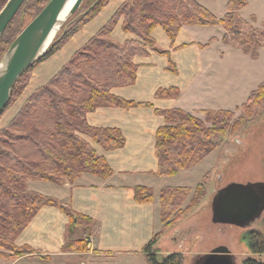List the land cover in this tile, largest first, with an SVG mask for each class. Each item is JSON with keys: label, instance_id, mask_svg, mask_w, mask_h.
Segmentation results:
<instances>
[{"label": "trees", "instance_id": "trees-1", "mask_svg": "<svg viewBox=\"0 0 264 264\" xmlns=\"http://www.w3.org/2000/svg\"><path fill=\"white\" fill-rule=\"evenodd\" d=\"M7 0H0V10ZM49 0H25L0 36V61L15 37L42 10ZM109 0H97L94 7L71 25L62 27L45 54L25 70L14 83L8 103L0 115L17 99L28 85L33 67L51 57L62 45L93 19ZM247 0H228L226 12L217 18L196 0H124L113 16L46 84L34 91L25 101L15 118L0 131V257L14 260L22 256L38 255L29 246H16L15 238L43 206H57L69 218L68 232L72 234L82 220L92 219L79 214L55 198L27 189L28 180L49 181L56 185L74 183L83 173L101 179L112 174L106 160L96 154L85 139L100 144L105 150L120 148L125 138L118 128L90 126L86 114L101 106L130 107L141 105L112 94V89L131 85L136 80V57H145L149 51L164 54L169 69L176 72L169 51L158 49L152 31L161 27L171 43L184 25H220L224 29L222 41L257 56L256 47H264V32L245 20L239 10ZM20 16H28L25 24L6 37L9 27ZM121 21L125 33L134 39L118 43L110 35ZM209 43L206 44V46ZM253 47L255 49H253ZM158 97H177L175 87L158 89ZM264 105V80L252 90L242 104L241 113L232 122V110H203L207 122L181 109L159 110L165 124L155 135L157 174L173 176L182 169L197 164L208 153L217 149L228 133L242 129ZM198 188H202L198 185ZM186 187H165L159 195L160 217L164 223L165 211H174L176 194L185 196ZM202 195V194H200ZM153 198L149 188L136 186L134 199L149 202ZM196 196L179 211V216L195 207ZM170 223V222H168ZM90 231V230H89ZM158 232L142 248L145 264H182L180 252L163 257L152 251ZM252 254L264 255V234L250 231L246 237ZM84 238L71 239L64 250H88ZM243 264H264V258H247Z\"/></svg>", "mask_w": 264, "mask_h": 264}, {"label": "crops", "instance_id": "crops-1", "mask_svg": "<svg viewBox=\"0 0 264 264\" xmlns=\"http://www.w3.org/2000/svg\"><path fill=\"white\" fill-rule=\"evenodd\" d=\"M123 1L109 0L93 19L38 65L32 71L22 97L54 77L112 17ZM196 1L201 4L200 0ZM197 29L195 25L182 26L171 43L165 31L155 27L152 37L158 49L169 51L176 72L169 69L166 55L150 50L147 56L135 58L138 64L135 82L112 89L115 96L142 104L130 107L101 106L86 114L90 126L118 128L125 138L122 147L105 150L85 137L96 154L102 156L112 169L110 176L101 179L91 173H83L74 183L63 185L49 181H27L28 190L55 198L69 205L73 211L92 219L90 231H85L83 237L88 241L90 253L107 255L104 264H127V260L134 256L144 259L143 246L163 227L160 191L165 187H180L167 184V176L157 174L155 135L157 129L165 124L164 116L158 111L181 109L193 114L203 110H232L223 108L216 98L217 94L222 95V89L218 86L217 69L213 65L221 56L211 47L221 41L223 30L219 28L214 34L201 36ZM110 38L123 43L135 36L125 33L119 23ZM263 78H259L255 87ZM171 87L178 89L177 97L156 96L158 89ZM252 89L247 91V97ZM136 186L149 188L153 194L152 200L136 201ZM68 227L69 218L59 207H41L14 240L16 246H29L38 255L14 260L0 257V264H60L62 257L80 254L64 250L73 234L68 232ZM118 257L125 258L119 260Z\"/></svg>", "mask_w": 264, "mask_h": 264}, {"label": "rangeland", "instance_id": "rangeland-1", "mask_svg": "<svg viewBox=\"0 0 264 264\" xmlns=\"http://www.w3.org/2000/svg\"><path fill=\"white\" fill-rule=\"evenodd\" d=\"M227 1L200 0V3L210 9L216 17L220 16L217 18H222L226 12ZM96 2L97 0H83L74 15L65 23L66 27L91 10ZM239 14L264 32V0H247L246 5L239 10ZM27 18L28 16L18 15L9 27L6 37L17 32ZM119 23L121 21L117 24ZM195 26L199 28L197 31L201 36L214 34L219 28L223 30V34L225 32L220 25ZM211 50L221 56L214 62L216 65H213L217 69L218 86L222 89V95L217 94L216 98L221 101L223 108H232L234 115L230 122L233 123L241 113L247 91L255 87L260 77H264V47H256L257 56L252 57L241 47L224 43L221 38V41L215 43ZM40 64L35 65L33 70ZM261 80L263 81L264 78ZM32 93L25 94L23 97L21 93L0 115V131L15 118ZM192 115L204 121L206 125H210L207 122L206 113L198 111ZM166 180L171 186L186 187L189 190L183 197L176 194L177 202L173 206L174 211L170 212L168 209L165 211L167 216L164 223L162 222V230L151 248L158 257L180 252L183 255L182 264H196L199 256L210 253L218 246H225L235 264H243L247 258H264V255L252 254L245 239L250 231H259L264 234V211L253 224L244 228L231 224L213 223L211 214V201L218 189L230 183L245 184L264 181V105L245 127L226 134L217 149L208 153L197 164L182 169L173 176H168ZM199 184L202 188H198ZM156 193L159 194V192ZM196 196L199 197L198 204L179 216L178 212L183 211ZM90 225L91 223L82 220L79 229L71 235V239L84 238L83 234L90 230ZM107 258V255L90 253L86 250L80 254L62 257L61 263L104 264L103 260ZM121 258L125 257H118L119 260ZM127 261V264H144V259L140 256L130 257Z\"/></svg>", "mask_w": 264, "mask_h": 264}, {"label": "water", "instance_id": "water-1", "mask_svg": "<svg viewBox=\"0 0 264 264\" xmlns=\"http://www.w3.org/2000/svg\"><path fill=\"white\" fill-rule=\"evenodd\" d=\"M25 0H7L0 10V36ZM69 0H49L42 10L21 30L0 61V113L6 107L10 91L18 77L47 51L48 46L74 15L83 0H73L66 17L58 16ZM56 30L49 39L50 34ZM264 211V181L230 183L218 189L211 201L213 223L249 227ZM225 246L199 256L196 264H235Z\"/></svg>", "mask_w": 264, "mask_h": 264}, {"label": "bare ground", "instance_id": "bare-ground-1", "mask_svg": "<svg viewBox=\"0 0 264 264\" xmlns=\"http://www.w3.org/2000/svg\"><path fill=\"white\" fill-rule=\"evenodd\" d=\"M73 0H69L66 5L64 6V8L62 9V11L60 12L59 16H58V23L62 22L64 20V18L67 15V12L72 4ZM56 30V27L54 28V30L52 31V33L50 34L49 39H51V37L53 36L54 32Z\"/></svg>", "mask_w": 264, "mask_h": 264}, {"label": "flooded vegetation", "instance_id": "flooded-vegetation-1", "mask_svg": "<svg viewBox=\"0 0 264 264\" xmlns=\"http://www.w3.org/2000/svg\"><path fill=\"white\" fill-rule=\"evenodd\" d=\"M232 260H233V258H232ZM197 262V261H196ZM233 262H234V260H233ZM235 263V262H234Z\"/></svg>", "mask_w": 264, "mask_h": 264}]
</instances>
